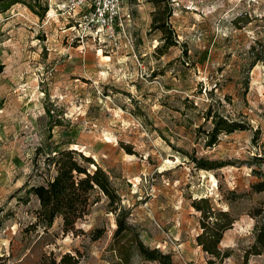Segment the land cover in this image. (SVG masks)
I'll return each mask as SVG.
<instances>
[{
    "label": "rangeland",
    "instance_id": "obj_1",
    "mask_svg": "<svg viewBox=\"0 0 264 264\" xmlns=\"http://www.w3.org/2000/svg\"><path fill=\"white\" fill-rule=\"evenodd\" d=\"M65 1L41 0L43 18L19 3L0 13L5 264H52L65 252L77 264H108L115 222L105 197L75 233H64L60 218L47 230L35 223L38 201L25 190L54 174L46 165L47 146L90 155L144 243L169 252L173 264H206L192 201L208 197L236 218L219 244L230 251L223 263L245 264L256 222L250 213L264 208L263 193L251 191L253 182L264 180V0H171L178 44L163 54L156 51L160 32L150 30L151 0H122L129 42L121 38L115 47L70 43L61 16ZM209 105L246 129L205 146ZM190 154L225 165L198 169ZM95 228L105 231L93 240ZM261 261L250 256L247 264ZM134 264L144 263L135 258Z\"/></svg>",
    "mask_w": 264,
    "mask_h": 264
},
{
    "label": "trees",
    "instance_id": "obj_2",
    "mask_svg": "<svg viewBox=\"0 0 264 264\" xmlns=\"http://www.w3.org/2000/svg\"><path fill=\"white\" fill-rule=\"evenodd\" d=\"M150 30L160 32L161 44L156 46V51L163 54L169 48L177 46L175 30L170 24L173 7L171 0H151ZM22 4L39 17L43 18L47 8L43 7L41 0H0V13L15 4ZM48 6L47 4H45ZM49 12V10H48ZM252 51L255 48H251ZM258 55V53H257ZM261 60L260 56H256ZM264 63V60H262ZM3 66L0 64V72ZM203 119L210 121L211 127L204 131L207 147L214 146L221 134H230L242 131L246 126L236 120L228 119L210 105L203 113ZM258 129L254 130L253 139H256ZM46 165L53 166L54 174L44 184L31 185L26 190V197L33 195L38 201L35 209L36 224L45 230L53 225L56 218L61 219L62 231L76 232V225L91 213L92 208L105 197L106 212L114 216L115 228L108 246V264H134L139 258L144 264H173L169 252H163L158 247L144 243L141 235L131 222V212L121 204V197L111 183L106 171L90 155L73 149H60L54 146L46 147ZM53 153V155H51ZM198 169L213 170L224 166L222 162L203 157L189 155ZM90 165L93 169H90ZM251 191L263 193L264 180L253 182ZM234 193V191H232ZM193 208L200 213L199 224L201 232L196 235V242L206 253V264H224L223 260L230 256V251L222 250L219 246L223 234L235 222V217L228 209H217L208 197L196 198L192 201ZM256 219L253 227V240L243 252V263L247 264L250 256H261L264 264V208H254L250 213ZM103 228H95L92 239L100 238L104 233ZM78 258L69 253H63L58 260L53 259L52 264H77ZM0 264H5V258L0 255ZM187 264H196L192 261Z\"/></svg>",
    "mask_w": 264,
    "mask_h": 264
},
{
    "label": "built area",
    "instance_id": "obj_3",
    "mask_svg": "<svg viewBox=\"0 0 264 264\" xmlns=\"http://www.w3.org/2000/svg\"><path fill=\"white\" fill-rule=\"evenodd\" d=\"M121 6L122 0H66L61 8V16L68 25L66 37L70 43L93 41L112 47L121 38L129 42Z\"/></svg>",
    "mask_w": 264,
    "mask_h": 264
}]
</instances>
